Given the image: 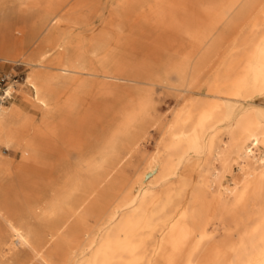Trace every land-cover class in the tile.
<instances>
[{
    "label": "bare ground",
    "instance_id": "1",
    "mask_svg": "<svg viewBox=\"0 0 264 264\" xmlns=\"http://www.w3.org/2000/svg\"><path fill=\"white\" fill-rule=\"evenodd\" d=\"M73 1L46 0L23 61L32 70L27 84L42 123L24 117L22 107L0 112V139L22 154L18 166L0 156V264H54L53 256L59 264H264V114L250 108L251 99L264 94V0L206 5L217 24L228 21L232 57L216 47L217 36L202 54L203 60L216 55L214 71L189 74L188 60L210 37L203 34L167 75L168 89L183 101L168 124L152 125L161 135L153 157L142 154L151 140L146 122L153 104L147 96L125 110L109 107L106 133L75 138L91 116L90 101H119L107 81L134 80L107 69L108 56L91 45L96 24L85 23L89 43L76 54L52 30L66 23ZM132 1L124 0L127 7ZM155 11L149 8L144 17H155ZM23 45H4L0 60L18 62ZM85 75L105 82L89 83ZM56 154L64 167L58 178L46 161ZM138 155L143 164L135 177L121 174L108 186ZM231 160L245 177L224 187L219 165ZM15 181L48 187L50 202L42 206L36 195L17 207ZM37 216L49 221L48 231L35 226ZM21 250L27 256L17 258Z\"/></svg>",
    "mask_w": 264,
    "mask_h": 264
},
{
    "label": "rangeland",
    "instance_id": "2",
    "mask_svg": "<svg viewBox=\"0 0 264 264\" xmlns=\"http://www.w3.org/2000/svg\"><path fill=\"white\" fill-rule=\"evenodd\" d=\"M212 1L133 0L127 7L124 0H74L73 7L64 15L66 23L61 28L52 30H56L60 37L67 39L70 43V53L76 54L81 47L89 43L85 41L89 33L82 31L85 30V23L89 20L96 24V37L91 45L108 56L111 62L107 63V69L109 71L119 69L124 77L134 80V82L107 81L110 87L119 91V101L114 98L90 101L87 110L91 116L86 125L77 129V134L74 133L75 138L82 135L96 137L106 133L111 129L110 122H112L108 114L109 107L118 105L125 110L130 108L133 102L147 96L152 99L153 104L146 122L150 127L151 140L146 143L142 154L147 157L155 156L161 135L152 125L156 121L168 124L174 110L178 109L183 101L180 93L168 89L167 75L175 66L185 62L186 53L188 54L195 47V43L203 34H209L210 37L188 60L189 74L195 70L203 71L205 75L214 71L217 65L216 55L203 60L202 54L217 36L221 37V47L215 43L216 47L222 48L220 52H225V56L232 57L227 37L231 33V30H228V21L217 24L216 14L210 12L208 8V4ZM45 2L46 0H41L40 4H36L34 0H0V49H3L4 45L9 47L15 42L24 43L20 54L24 57L20 56L18 62L0 60V112L15 106L22 107L25 111L24 117L32 119L38 125L43 121V114L33 105V91L29 90L27 84L32 70L23 61L33 49L31 46L34 42L33 28L40 21ZM61 4L62 1L58 6ZM149 8L156 10L155 17H144L149 13ZM133 19H139V23L137 24ZM117 40L119 43L116 42ZM83 78L89 83L105 82L101 78L88 75ZM194 97L206 98L204 95ZM241 106L248 107L249 104L242 103ZM250 108L253 112L264 114V94L252 98ZM57 154L53 159L48 158L46 161H49L48 164L52 168V176L58 178L64 167L57 164ZM0 156L14 166L22 162L20 151L14 150L12 146L8 148L2 139H0ZM79 159L80 156L74 152L72 161L78 162ZM142 164V156L134 157L121 173L112 178L108 186L113 185L121 174L129 178L135 177L137 168ZM219 169L223 173L224 187H233L245 177V171L240 169L239 163L235 160H231L226 166L219 165ZM14 189L11 194L17 207L23 206L26 200L36 195L41 198L42 206L47 205L51 200V190L42 184L31 182L20 184L15 181ZM37 217L35 226L40 231H48L49 221H44L41 216ZM218 237H223L222 230ZM26 256L27 253L22 250L16 255L17 258ZM52 261L54 264H59V259L55 256L52 257Z\"/></svg>",
    "mask_w": 264,
    "mask_h": 264
}]
</instances>
